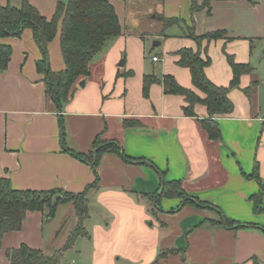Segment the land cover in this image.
Masks as SVG:
<instances>
[{"label":"crops","instance_id":"1","mask_svg":"<svg viewBox=\"0 0 264 264\" xmlns=\"http://www.w3.org/2000/svg\"><path fill=\"white\" fill-rule=\"evenodd\" d=\"M109 1L122 33L93 58L90 74L81 78L84 85L77 80L61 108L48 96L43 74L36 69L41 52L31 30L2 39L12 52L6 70L0 71V177L9 178L16 189L74 194L86 190L89 213L80 237L90 242L94 264H253V258L264 264V213L254 212L251 200L262 185L264 206V105L257 74L253 69L242 74L239 85L228 93L233 110L212 116L220 140L210 139L200 125V119L209 117L204 105L195 104V115L189 116L183 112L184 97L165 93L158 81L150 84L147 97L142 90L145 74H171L180 85L202 94L193 86L190 70L176 63L174 53L181 47L197 49L196 42L183 34V27L191 24L197 35L225 30L223 38L202 43L201 55L204 45L208 49L212 43L205 74L217 85H228L232 71L222 49L235 61L249 63L233 45L263 35L259 8L264 0L255 4L210 0L209 12L207 7L191 11L193 2L203 0H157L151 17L179 18L174 23H183L179 37L187 38L166 51L161 76L143 62L146 31L128 30L119 17V1ZM167 29L161 32L162 21L157 20L150 36L172 39ZM48 53L50 69H63L59 33L48 44ZM152 57L153 63L163 58ZM97 137L146 162L105 152L94 173L88 163L63 150L65 145L88 153ZM255 162L259 180L252 175ZM163 178L180 181L187 195L218 207L225 217L255 226L214 223L220 218L213 209L181 206L179 197H161L157 206L148 195L161 191ZM45 219L44 213L29 211L20 230L5 233L0 264H8L5 250L20 243L44 248L49 240L44 235ZM160 252L165 254L158 257Z\"/></svg>","mask_w":264,"mask_h":264},{"label":"trees","instance_id":"2","mask_svg":"<svg viewBox=\"0 0 264 264\" xmlns=\"http://www.w3.org/2000/svg\"><path fill=\"white\" fill-rule=\"evenodd\" d=\"M200 7H207L209 12L210 0H203L201 4L193 2L191 11H195ZM158 20L162 21L161 32H163L170 25L178 22L179 18L159 15ZM26 28L31 30L34 41L41 52V58L35 64L36 69L43 74L46 92L59 108L73 94L72 88L75 82L90 74L89 64L93 58L103 50L108 42L122 33L119 18L109 0H58L50 18L43 15L29 0H20L19 6L0 5V71L6 70L12 52L11 45L3 43L2 39L11 36L19 37ZM58 33L64 68L53 71L49 67L48 44ZM183 34L196 42L197 49L191 47L179 48L174 52L178 55L176 63L190 70L192 84L202 94L180 85L171 74H163L161 77L154 74H145L142 84L143 95L147 97L150 84L158 81L162 84L165 93L179 94L184 97L183 112L185 115H195V104L204 105L209 117L200 119V125L210 139L220 140V129L212 116L227 114L233 110V103L228 93L232 88L239 85L240 76L249 73L253 68L249 63L235 61L233 55L227 53L223 47L222 51L230 65L232 78L228 85H217L205 74L204 69L211 64V57L207 53V45H204L203 48L204 56L201 55V45L204 41L210 42L224 37L226 35L225 30L208 31L197 35L194 31V25L191 24L186 26ZM243 90L247 92L246 88ZM63 132L61 124V136L64 135ZM63 150L88 163L94 173H96L101 156L105 152L119 153L128 161L146 162L142 159L128 157L120 151L116 143L101 140L99 137L94 140L93 150L88 153L74 151L65 145ZM257 169L258 164L255 162L252 175L259 180ZM260 187L259 193L251 196L253 210L256 213H264V206L261 201L262 185ZM160 190V192L148 195L152 201H155L157 206H159L161 197H179L182 199L181 206L189 204L213 209L220 218L218 222L213 221L214 223H220L231 228L250 225L241 224L227 218L218 207L190 197L178 180L168 181L163 178ZM85 196L86 190L74 194L60 189H16L12 187L9 178L0 177V247L5 233L21 229L29 211H40L44 213L45 218H52L59 204L71 201L77 217V224L68 234L66 242L53 254L48 255L42 249L20 243L17 247L5 250V258L8 264H54L61 249L70 247L78 236L85 234L82 222L89 213L88 201ZM262 229L264 231V227ZM164 254L165 252H160L158 257ZM253 264L260 263L253 258Z\"/></svg>","mask_w":264,"mask_h":264},{"label":"rangeland","instance_id":"3","mask_svg":"<svg viewBox=\"0 0 264 264\" xmlns=\"http://www.w3.org/2000/svg\"><path fill=\"white\" fill-rule=\"evenodd\" d=\"M58 0H29L31 4L36 6L47 18L54 10L55 3ZM67 1V0H62ZM119 1V17L122 23L127 25L128 30H141L146 31L144 35L145 53L143 62L148 70H153L155 74L161 76L160 68L163 67L165 62V53L170 50L174 45H178L182 40L187 39L179 37L180 26L183 23L173 24L167 29V33L174 36L172 39L165 38L156 39L152 38L150 34L155 32L157 28V20L151 16L153 11L158 6L157 0H117ZM255 4L256 0H251ZM0 4H10L13 6H19L20 0H0ZM260 10V25L263 35H255L247 37L245 40L236 41L233 45V50H237L239 56L245 57L246 61L250 63L253 68V74H257V87L262 104L264 105V7ZM156 12V11H155ZM51 13V14H50ZM185 30V27H183ZM223 38V37H222ZM154 41H161L159 45H153ZM13 47V46H12ZM214 48L210 43L208 47V55L211 57V51ZM97 54L96 56H98ZM153 55L163 57L158 62H152L151 57ZM140 58V56H139ZM212 59V58H211ZM46 211V209H45ZM48 217L44 220V235L46 241L44 248L42 249L45 254L51 255L58 249H60L67 240L68 234L77 224V217L74 214L73 204L71 201L59 204L57 211L50 220ZM56 237V238H54ZM94 264L93 249L88 242V239L78 236L74 243L68 247L61 249L57 261L54 264Z\"/></svg>","mask_w":264,"mask_h":264},{"label":"water","instance_id":"4","mask_svg":"<svg viewBox=\"0 0 264 264\" xmlns=\"http://www.w3.org/2000/svg\"><path fill=\"white\" fill-rule=\"evenodd\" d=\"M159 44V41H154L153 42V45L155 46V45H158ZM123 63H122V61L119 63V65H122ZM84 83H85V81L84 80H81L80 82H79V85L80 86H83L84 85Z\"/></svg>","mask_w":264,"mask_h":264},{"label":"built area","instance_id":"5","mask_svg":"<svg viewBox=\"0 0 264 264\" xmlns=\"http://www.w3.org/2000/svg\"><path fill=\"white\" fill-rule=\"evenodd\" d=\"M152 60H154V61H155V60H159V57H158V56H153V57H152ZM74 264H79V263L76 262V263H74Z\"/></svg>","mask_w":264,"mask_h":264}]
</instances>
